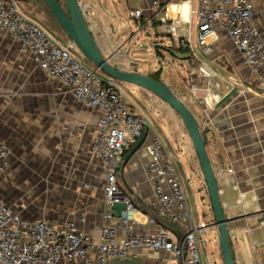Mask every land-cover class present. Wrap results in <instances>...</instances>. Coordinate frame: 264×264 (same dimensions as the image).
<instances>
[{
	"label": "built area",
	"instance_id": "built-area-1",
	"mask_svg": "<svg viewBox=\"0 0 264 264\" xmlns=\"http://www.w3.org/2000/svg\"><path fill=\"white\" fill-rule=\"evenodd\" d=\"M80 7L84 13L86 6L80 3ZM194 13L202 52L211 51L212 42L207 38L222 29L241 52L264 96V32L258 22L260 18L264 24V0H197ZM140 16L139 11L130 10L131 18ZM0 29L19 41L21 49L32 55L49 79L62 83L80 104L99 112L91 148L106 167V208L98 240L78 225L86 221L85 210L80 211L78 223L68 219L56 224L46 217L28 218L14 212L0 197V263L65 264L73 260L76 264H107L134 258L146 262L155 259V264H178L182 258L181 264H202L201 245L208 241L203 233L210 226L200 218L194 220L180 176L173 162L164 159V144L158 135L146 145L147 161L143 165L154 184L151 207L182 230L185 248L172 230L138 208L120 187L118 171L124 154L142 136L148 120L129 104L118 81L87 66L73 53L77 44L72 38L59 39L46 31L21 9L17 0H0ZM170 29L179 46L191 48L187 35L177 36L174 26ZM200 69L209 75L208 68ZM191 91L197 92L194 86ZM11 163L10 146L0 139V176L8 172ZM144 224L157 228L152 232L140 230ZM91 249L97 251L94 260L88 258Z\"/></svg>",
	"mask_w": 264,
	"mask_h": 264
},
{
	"label": "crops",
	"instance_id": "crops-1",
	"mask_svg": "<svg viewBox=\"0 0 264 264\" xmlns=\"http://www.w3.org/2000/svg\"><path fill=\"white\" fill-rule=\"evenodd\" d=\"M26 1L31 8L26 7ZM23 2V5L20 7L25 13L29 14L33 19L42 17L47 21L46 23H48L49 17L47 16L45 8H43L44 0H23ZM154 2H156V4ZM106 3L108 5L104 10L111 16L115 7L110 0ZM125 3L130 10L139 11L141 16L139 19H135L138 23L136 31H132L129 37L125 36L124 39L121 38L122 44L131 43L135 38L137 39L136 42H139L141 32L146 30L145 34L149 35L150 30L155 26L154 23L159 24L158 29L160 28L159 31L161 33H166L168 37H172L176 42V36L170 29L171 26H174L177 36L187 35L191 41L192 27L190 22L195 16L194 9L197 5V0H125ZM172 3H187L188 14L185 15L182 10L177 19L168 17L169 7ZM163 13L164 15H162ZM34 15H36V17H34ZM195 25L196 28H198L197 23ZM112 28L115 29L114 24H112ZM113 36L116 45L119 38H117L118 35L116 33H114ZM164 38L166 39V37ZM101 39L102 43L96 38L99 42V46L101 47L103 44L104 47L108 48V42L111 41L110 37L106 34H102ZM162 42L165 43L166 40ZM211 42V51L208 54L202 52L199 43L196 45L191 41L193 56L190 59L182 61L183 59H178L173 54H170L171 57L163 55L162 63L165 62L172 70H175L176 66L184 70L188 74V77L182 76L179 71L177 72L178 75L182 76L181 82L183 81L182 83L189 87L190 90L193 86L197 90L196 95L198 102L193 104L191 109L198 120L202 134L206 140L208 155L217 175L219 196L226 217L229 220L228 232L236 264H263L264 96L259 93L258 81L250 68L244 63L241 52L234 46L222 29L214 33ZM112 44L113 43H111V45ZM196 47L199 48L203 56H200L196 52ZM131 50L132 49H130L127 54H130V52H132ZM115 51L109 47L108 52L112 53L107 57L110 61L114 58ZM136 53L138 52H132L131 55H135ZM134 60L143 62L138 58ZM120 63L122 64L125 62L121 61ZM134 64L138 67L132 70L128 69V71L135 70L143 74L153 73L154 76L158 75L157 77H163V67L153 71L151 66L142 69L139 68L141 63ZM116 66L119 67L118 64ZM201 66H205L209 69V75L202 73L200 69ZM121 68L123 69V67ZM158 70H160V72L156 73ZM24 84L32 89V91L28 89L27 92L29 94L33 93V95L36 94L38 97L42 94L56 96L57 91H60V93L63 91L62 83L56 80H50L45 72L36 64L32 55L21 49L19 41L8 31L0 29V104H14L17 101V104H20L21 95L26 93V90L24 91L22 89L25 86ZM55 85L61 86V88L56 89ZM129 85L131 84L118 81V86L120 88H126L129 93L135 97H131L132 99L130 98L131 100H128L129 104L133 109L147 118L148 124L145 128L146 138L141 147L135 151L128 160L125 161L123 157L121 168L118 171V180L121 189L134 203L139 201L152 208L151 206L155 198L154 184L150 179L151 176L147 174L143 167L144 163L147 161L146 145L154 135H158L164 144V159H169L173 162V158L178 156L174 141L175 135L174 132L171 131L172 127L168 126L166 122H163L164 119L162 120L155 115H153L151 119L144 113L143 106L145 105V101L138 98L134 92L130 91V88H128ZM131 86L138 88L134 85ZM172 90H174L177 95L184 96L180 88L177 89L174 87ZM142 91L147 95H154L150 91L143 89ZM89 112L90 113L81 112L77 114L78 123L76 127L72 124L67 126V124L64 123V127L67 126L66 129H68L64 130V136L66 139H73V151L76 156H91L102 162V166L105 168L106 180L105 164L101 158L93 153L91 148L99 112L91 108H89ZM176 114L178 113L176 112ZM206 115H208V117ZM178 123H183L184 127H186L180 116ZM179 124L178 127L180 128ZM155 127H157L158 130ZM185 131L186 130L181 131V134L183 135ZM186 134L189 135L188 130ZM6 135V133L0 132V139L5 140L10 146ZM131 147L132 146L126 150L125 154ZM192 147L194 151L190 153L188 167L190 171L195 174L200 175L201 173V182L198 190L203 194V197L205 196V198L209 199V210L212 215V220L208 223L210 227L207 229L215 230L219 236L218 228L214 223V213L210 205L211 201L202 168L196 150L194 146ZM178 160L187 180V192L192 198L193 207L195 206L194 209L196 211L194 210V213L196 219L194 220L198 221L199 218H202L200 216L199 207L198 209L196 207V205H198L195 197L196 189L194 190L190 184L191 174L188 171V167L180 158H178ZM229 169L232 170L229 171ZM150 174L152 175V172ZM178 175L180 176L179 173ZM3 196L4 195L0 192V197L4 200L5 204L14 212L22 214L20 210L10 205ZM103 196L97 197L95 200L86 196L84 200H81L79 209L74 210L70 214V217L65 220L70 219L78 223L80 211L85 210L86 221L79 222L78 225L95 240H98L103 225L102 213L106 208ZM204 216L205 214L203 213V217ZM25 217L34 218L35 216ZM46 218L54 222L50 217ZM202 220L205 221V219ZM158 224L162 225L159 222ZM156 228L157 225L154 224H144L139 227L140 230L151 232ZM122 234L121 232L120 237ZM204 248L206 250V258L208 259V251L205 245ZM219 253L223 261L220 243ZM96 255V249H91L88 253V258L94 260ZM154 261L155 259H152L148 262L154 264ZM65 264H76V262L69 260ZM81 264L88 263L83 261Z\"/></svg>",
	"mask_w": 264,
	"mask_h": 264
},
{
	"label": "rangeland",
	"instance_id": "rangeland-1",
	"mask_svg": "<svg viewBox=\"0 0 264 264\" xmlns=\"http://www.w3.org/2000/svg\"><path fill=\"white\" fill-rule=\"evenodd\" d=\"M107 1L78 0L79 3L86 6L84 17L95 39L98 38L102 43V34L110 37L111 41L108 42V48L104 47L103 44L101 47L99 46L103 54L107 57L113 52H108L109 47L114 51L116 50L112 59L113 62H110L113 65L118 64L119 68H126V71L137 68L138 66H135L134 63H141L139 68L142 69L151 66L153 71L163 67V77H157V79L162 80L170 88H180L184 96L178 95L192 112L193 104L198 102L197 95L192 93L190 88L182 83L183 81L181 82V77H188V74L177 66L175 70H172L165 62L162 63L163 55L171 57V53L153 45V36H158L160 39L166 37V39L164 38V41L166 40L165 44L176 47L177 42L175 39L168 37L166 33H161L159 31L160 28L158 29L159 24H156L150 30L149 35L145 34L146 30L141 32L139 42H136L137 39L135 38L131 43L122 44L121 38L129 37L132 31H136L138 23L130 17V8L125 3V0H110L115 7L111 16L104 10L108 5ZM17 3L22 6L24 2L23 0H17ZM25 5L27 8H31V6H28L27 1ZM43 8H45L49 17L48 23L42 17H36V15H34L36 17L35 20L55 37L59 39L65 38L64 32L54 22L44 3ZM258 22L264 32V24L260 18ZM196 23L197 17L195 15L190 22L192 27L191 41L197 45L200 39V31L196 28ZM112 24L115 25V29L112 28ZM114 33L119 38L116 45L114 43ZM97 43L99 42L97 41ZM111 43L113 44L111 45ZM145 46L148 48H145ZM130 49H132V52L138 53L135 55H131L132 52L127 54ZM195 50L200 56H203L199 48L196 47ZM73 53L81 58L87 66L98 70L83 55L78 46ZM136 58L143 62L135 61L134 59ZM121 61L125 63L121 64ZM98 71L104 75L103 72ZM178 71L182 76L178 75ZM151 74L154 75L153 73ZM55 87L56 89L61 88V86L56 85ZM128 88L138 98L145 101L143 111L149 118L152 119V116L155 115L162 120L164 119L163 122L172 127L171 131L174 132V141L178 152V156L173 158V164L181 176L180 179L183 182L182 184H184L188 205L192 208L194 219H196L195 206L193 207L192 198L187 192V180L178 160L180 158L188 167L190 153L194 151L192 147L194 145L189 135L186 134L187 128L184 127L183 123H178L179 116L174 108L157 95H147L142 91V88L138 89L131 85ZM22 89L26 90V93L21 95L20 104H17L18 101L14 104H0V132L7 134L6 138L10 144L12 155V163L8 172L0 176V192L4 195L3 197L7 202L17 210H20L23 215L31 217L46 216L50 217L56 224H61L63 220L70 217L74 210L79 209L81 200H84L86 196L94 200L103 196L105 168H103L102 162L91 156H76L73 151V139H66L64 136V130H68L66 129L67 126L72 124L76 127L78 123L77 114L81 112L90 113L89 108L78 103L64 86L63 91L61 93L57 91L56 96L42 94L38 97L36 94H29L27 92L28 89L30 91L32 89L26 85ZM122 90L127 99L131 100L133 96L129 91L124 87H122ZM64 123L67 124L66 127H64ZM155 128L158 130L157 127ZM184 130L186 131L182 135L181 131ZM165 142L167 143L166 140ZM188 171L191 174L190 184L194 190L196 189L197 209L199 207L201 218L205 219L206 223H209L212 220L209 210V199L205 198V196L203 197V194L198 190L201 182V173L200 175L195 174L190 171L189 167ZM203 213L205 214L204 217ZM203 235L208 240L205 247L208 251L209 264H224L219 255L220 238L216 231L206 229ZM205 251L204 245H201L200 258L202 264H208ZM168 264H171V262H168Z\"/></svg>",
	"mask_w": 264,
	"mask_h": 264
},
{
	"label": "water",
	"instance_id": "water-1",
	"mask_svg": "<svg viewBox=\"0 0 264 264\" xmlns=\"http://www.w3.org/2000/svg\"><path fill=\"white\" fill-rule=\"evenodd\" d=\"M45 2L48 5L51 13L54 15V17L62 27V29L70 38H72L76 42L78 48L81 50L83 55L87 59H89L98 70L103 72L105 75L111 76L119 82L131 84L138 88L150 91L151 93L157 95L159 98L167 102L170 106H172L174 110L178 113V115L181 117L195 147L202 168L204 180L208 188L211 207L213 209L215 218L214 223L219 231L220 248L223 262L224 264H236L228 232L229 220L226 217L219 196L217 175L208 155L206 140L202 135L200 125L194 114L184 104V102L179 98V96L162 80L155 78L152 74H143L136 71H126L122 68L117 67L116 65H113L110 62L109 58L106 57L100 49L94 35L92 34L88 24L86 23L84 13L82 12L78 0H65V5H62L59 0H45ZM153 38V45L155 47L165 49L167 52H170L178 59L187 60L193 56L192 50L182 52L174 46H168L163 43L162 41L164 40V38L160 39L158 38V36H155ZM145 48L148 47L145 46ZM145 138L146 132L144 130L142 136L138 139L135 144L132 145V147L125 154V161L128 160V158H130V156L141 147V145L145 141ZM140 207L149 215L153 216L159 223H161L162 225L165 224L164 226L172 230L181 241L182 247L185 248L186 241L184 233L176 224L172 223L166 218L161 217L154 209L150 208L149 206H144L140 204ZM184 254L185 251H183L182 257L184 256ZM181 262L182 258L179 260L178 264H181ZM107 264L150 263L134 258H123L112 260Z\"/></svg>",
	"mask_w": 264,
	"mask_h": 264
},
{
	"label": "bare ground",
	"instance_id": "bare-ground-1",
	"mask_svg": "<svg viewBox=\"0 0 264 264\" xmlns=\"http://www.w3.org/2000/svg\"><path fill=\"white\" fill-rule=\"evenodd\" d=\"M187 8H188V4L187 3H184V4H179V3H172L169 7V11H168V17L170 18H175L177 19L178 16H179V13L183 10V13L185 15L188 14L187 12ZM185 25H186V22H185ZM214 34H212L211 36L209 35L207 40H211V37L213 36Z\"/></svg>",
	"mask_w": 264,
	"mask_h": 264
},
{
	"label": "trees",
	"instance_id": "trees-1",
	"mask_svg": "<svg viewBox=\"0 0 264 264\" xmlns=\"http://www.w3.org/2000/svg\"><path fill=\"white\" fill-rule=\"evenodd\" d=\"M61 3H62V5H65V0H59ZM44 5L46 6V8H47V10L50 12V14H51V16L53 17V19H54V22L58 25V27L60 28V30L62 31V32H64V34H65V37H67L68 35L66 34V32L62 29V27L60 26V24L58 23V21L56 20V18L54 17V15L51 13V11H50V9H49V7H48V5L46 4V2H45V0H44ZM157 23V22H156ZM154 25H156L155 23H154ZM175 47V46H174ZM182 46H179L178 45V49L179 50H181V51H184V52H186V51H189V50H191V48L189 47V46H186V47H182ZM160 72V70H158V71H156V73H159ZM154 76V75H153ZM158 76V75H157ZM157 76H154L155 78H157ZM203 135V134H202ZM205 139V138H204ZM140 204L141 205H144V206H147V205H145L144 203H142V202H139V201H137V202H135V205L137 206V207H139L140 209H142L141 207H140ZM155 264V263H154Z\"/></svg>",
	"mask_w": 264,
	"mask_h": 264
}]
</instances>
